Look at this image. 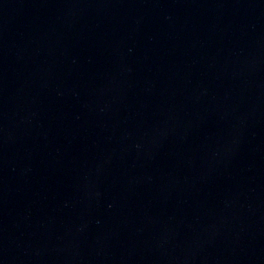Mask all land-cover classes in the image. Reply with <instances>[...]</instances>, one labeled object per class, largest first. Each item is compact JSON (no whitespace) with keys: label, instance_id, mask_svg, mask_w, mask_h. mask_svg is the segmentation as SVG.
<instances>
[{"label":"water","instance_id":"water-1","mask_svg":"<svg viewBox=\"0 0 264 264\" xmlns=\"http://www.w3.org/2000/svg\"><path fill=\"white\" fill-rule=\"evenodd\" d=\"M0 264H264V0H0Z\"/></svg>","mask_w":264,"mask_h":264}]
</instances>
